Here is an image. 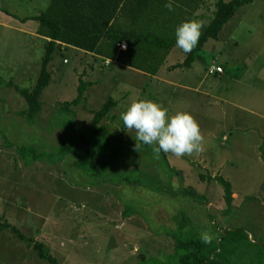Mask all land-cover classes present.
Returning a JSON list of instances; mask_svg holds the SVG:
<instances>
[{
	"label": "rangeland",
	"instance_id": "374dc122",
	"mask_svg": "<svg viewBox=\"0 0 264 264\" xmlns=\"http://www.w3.org/2000/svg\"><path fill=\"white\" fill-rule=\"evenodd\" d=\"M47 1L0 0V264H50L38 257L32 242H40L59 264H176L173 234L180 221L176 222V216H184L189 221L183 224L184 230L193 229L199 237L208 232L214 238V224L218 229L245 227L249 238L264 240V149L259 156L251 148L257 139L264 140L260 133L264 116L259 114L264 113V101L255 94H260L255 87H264V0L244 4L216 39H208L191 68L150 77L145 90L148 77L108 66L90 54H77L76 60L67 51L69 59L62 64L56 56L50 64L52 82L41 96L43 110L33 123H27L19 115L26 108L25 100L14 86L34 84L44 42L34 20L21 23L15 18L36 16ZM215 1L203 4L194 20L207 26ZM183 56L172 51L168 66L182 62ZM212 60L223 63L227 77L237 73L233 68L240 73L242 68L247 70V81L254 80L255 87L247 91L246 84L244 88L235 81L238 87L233 89L229 80L224 87L218 86L220 100L208 98L212 82L222 84L207 71ZM82 81L91 84L85 93L87 109L82 103L74 107L77 124L90 122L88 108L97 109L110 97L116 106L104 121L113 120L108 124L118 129L129 103L153 100L170 113L187 111L193 116L203 137L202 151L181 157L164 153L172 174L154 164L149 170L159 175L162 191L83 173L69 155L57 161L55 144L63 118L58 105L74 100ZM220 129L227 142L219 138ZM123 136L132 142L135 132L127 129ZM26 147L43 156L34 159L17 151ZM134 160L141 167L153 163L142 155ZM217 176L230 183V204ZM186 191L192 198L183 195ZM124 210L129 213L125 215ZM3 223L16 226L32 242L20 240L2 228Z\"/></svg>",
	"mask_w": 264,
	"mask_h": 264
},
{
	"label": "trees",
	"instance_id": "16d2710c",
	"mask_svg": "<svg viewBox=\"0 0 264 264\" xmlns=\"http://www.w3.org/2000/svg\"><path fill=\"white\" fill-rule=\"evenodd\" d=\"M209 0H175L173 11L169 12L164 4L166 0H48L46 8L36 16L15 18L21 23L34 20L37 23V35L44 42L40 68L34 84L30 88L14 86L16 92L26 103V108L19 115L27 123H33L43 110L41 96L52 82L50 64L56 56L67 61V51L77 60L80 53L90 54L95 58L122 64L124 71L146 78L147 83L165 64L168 54L176 48L174 28L184 20L194 19L198 9ZM252 0H216L214 14L207 26L201 30V36L195 48L180 63L170 65L168 70L180 69L185 71L192 67L197 60V53L208 39H216L222 27L244 5ZM124 42L125 50L119 49ZM78 54V55H77ZM70 61V60H69ZM66 66H63L64 69ZM75 67V65H73ZM214 67H222L212 60L207 66L209 74H219ZM141 74H146L141 75ZM91 82H80L77 95L70 102L59 103L58 110L63 118L60 119V132L56 142V155L62 161L67 155L73 157L75 166L83 173H91L97 177L108 176L114 183H124L128 186L144 187L152 191H162L157 173L150 172L152 165L160 166L167 173L168 164L163 152L156 156L152 147L141 144L135 149V142H129L123 136L127 130L122 121L119 128L110 127L109 118L116 100L108 97L106 102L97 109L88 108L92 116L90 122L79 125L74 120L75 108L81 103L87 109L85 93ZM142 91V88H141ZM155 100L156 96L148 95ZM69 117H65L66 114ZM111 117V116H110ZM17 151L34 159H40L42 152H36L30 147L18 148ZM149 157L151 164L139 166L134 158ZM158 160V164L156 161ZM130 165L133 168L119 170L118 165ZM139 175L134 178L131 173ZM216 181L223 187L224 199L227 204L232 200L230 183L217 176ZM192 198L186 191L183 193ZM182 196V195H181ZM128 210H124L127 215ZM181 216V215H180ZM179 220V228L173 234L175 241L174 258L176 264H264V240L257 237L249 238L247 228L231 227L215 229V237L208 244L200 241L197 231L184 230L188 220L184 216L175 217ZM213 221L211 218L209 222ZM1 227L15 234L20 240L32 242L16 226L3 223ZM253 232V230H251ZM32 249L38 257L50 264H59L57 259L46 252L40 242H32Z\"/></svg>",
	"mask_w": 264,
	"mask_h": 264
},
{
	"label": "clouds",
	"instance_id": "9594fccd",
	"mask_svg": "<svg viewBox=\"0 0 264 264\" xmlns=\"http://www.w3.org/2000/svg\"><path fill=\"white\" fill-rule=\"evenodd\" d=\"M174 3L175 0H166L164 7L171 12ZM203 27L204 24L198 20L181 21L174 28V46L187 55L196 47ZM124 47L121 44V48ZM120 119L125 129L135 132V141L139 142H135V149L143 144L151 146L156 156L163 152L176 157L202 151L203 137L199 125L187 111L170 113L156 101L138 99L127 105ZM199 238L203 244H208L213 237L208 232H202Z\"/></svg>",
	"mask_w": 264,
	"mask_h": 264
},
{
	"label": "crops",
	"instance_id": "0c3cea01",
	"mask_svg": "<svg viewBox=\"0 0 264 264\" xmlns=\"http://www.w3.org/2000/svg\"><path fill=\"white\" fill-rule=\"evenodd\" d=\"M121 44H123V45H125V43L124 42H121L120 44H119V49L120 50H125L126 49V45H125V47L124 48H121ZM172 51H175L176 53H177V51H179L180 52V54L183 56L184 55V53L181 51V50H179L178 48H174V49H172ZM172 51L168 54V56H167V58H166V61H165V64L160 68V70L158 71V73L156 74V75H154V76H152L151 78H154V77H159V75L163 72V74L166 76L168 73H170V72H172L173 70H168L167 68L169 67L168 65V62H167V59L169 58V56H170V54L172 53ZM98 59H100L99 57H97ZM101 60H103V59H101ZM112 65L114 66V67H116V68H119V69H123V66H122V64H120V63H117V62H115V61H112ZM217 65H220L221 67H222V72L221 73H219V74H216L215 76L216 77H218V81L220 82V83H222V84H220V85H217V83L216 82H212V84H211V88H210V93H207V95H208V98H210V99H212V100H214V101H218V100H220V95H219V88H218V86L219 87H224V84L223 83H227V81H231L232 82V85H233V89H235V87H238L237 85H236V83H235V81L237 82V83H241V85L245 88V84L247 85V87L245 88L247 91L248 90H250V88H252V87H255V85L253 84V82H254V80L253 81H247V79H248V77H250V73L246 70V71H244V69L242 68V71L241 72H243V73H240L239 71H238V69H235V68H233L234 70H235V72H237V73H234V74H230V77H227V76H225L226 75V68L223 66V63H219V62H217ZM124 71V70H123ZM254 73H256V72H254ZM141 75H145L146 76V74H141ZM148 77H149V75H147ZM255 76V75H254ZM159 81H160V79H159ZM161 81H162V79H161ZM172 85V84H171ZM226 88H228V86H226ZM255 88H258V89H260V94L259 93H257V92H255V94H257L258 95V97H259V99L261 100V99H263V101H264V87H260L259 85L257 86V87H255ZM194 93L195 92H197V87H195L194 88V91H193ZM197 94H200V93H197ZM200 95H202V94H200ZM262 97H261V96ZM230 105L231 106H236V107H239V108H242L240 105H238V104H236V103H234V102H230ZM262 107H264L263 105H262ZM259 114L260 115H262V116H264V113L263 112H260L259 111ZM242 122L243 123H245V122H247V120H242ZM250 128H255V127H251L250 126ZM221 131H220V134H221V136L219 135V138L221 139V140H223L224 142H227L228 141V139H227V137L224 135V132H223V129H220ZM261 134H264V132H260ZM240 137H242V136H239V139H240ZM234 142H236V140H234V139H232V143H234ZM262 147V148H261ZM252 149H253V152L255 151V150H257L258 151V153H259V156H261V153H260V151L261 150H263L264 149V140H258L257 139V143H255L254 142V144L252 145V147H251Z\"/></svg>",
	"mask_w": 264,
	"mask_h": 264
},
{
	"label": "built area",
	"instance_id": "2783aa9c",
	"mask_svg": "<svg viewBox=\"0 0 264 264\" xmlns=\"http://www.w3.org/2000/svg\"><path fill=\"white\" fill-rule=\"evenodd\" d=\"M211 70H215V71H217V72H221V68H219V67H214V68L211 69Z\"/></svg>",
	"mask_w": 264,
	"mask_h": 264
}]
</instances>
